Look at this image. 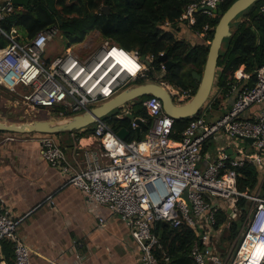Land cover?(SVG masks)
<instances>
[{
	"label": "built area",
	"instance_id": "built-area-1",
	"mask_svg": "<svg viewBox=\"0 0 264 264\" xmlns=\"http://www.w3.org/2000/svg\"><path fill=\"white\" fill-rule=\"evenodd\" d=\"M220 3L221 0L193 2L178 23L193 29L199 15L215 18ZM14 7L12 0H7L0 8V21ZM165 26L173 25L166 22ZM208 31L205 25L195 34L203 39ZM13 32L19 36L16 30ZM0 34H4L1 29ZM15 35L7 36L9 45L0 50V86L17 96L31 112L57 110L60 117H71L113 99L132 83L140 84V79L162 80L166 74L161 61L154 78H148L155 61L166 55L164 52L158 56L141 55L137 50L103 41L94 50L70 47L64 54L53 56L48 53L60 35L57 26L41 31L31 40L19 41ZM120 53L130 61L128 67L116 57ZM254 78L250 86L248 74L236 77L241 86L231 87L230 94L239 92L232 104L225 106L222 102L216 111L212 107L214 97L197 117L188 120L178 142L173 140L176 120L164 112L161 100L150 96L141 102V110L149 118L126 106L123 112L97 121L94 135L100 150L84 153L86 168L69 159L53 135L39 138L43 158L63 174L66 186L82 191L92 210L106 208L111 216L125 223L140 249L139 264H161L154 252L161 249L160 237L154 232L159 223L173 228L186 224L196 233L191 252L195 264H250L255 244L264 247V198L261 187L253 193L238 189V171L252 164L264 170V64ZM162 83L177 101L185 102L193 96L190 91ZM128 113L134 115L131 128L136 133L139 129L140 136L123 141L112 124L126 120ZM136 120L147 130H141ZM220 136L252 139L255 153L241 152L232 158L222 151L217 160L202 167L203 147ZM241 199L247 201L244 209L239 206ZM221 212L226 213L227 222L216 229ZM241 218L237 238L229 247H223L219 238L224 229ZM23 220L0 205V264H7L1 250L3 241L12 244L13 264H31V251L19 236ZM99 223L105 225V219L99 218ZM163 264L172 262L166 257ZM256 264H264V249Z\"/></svg>",
	"mask_w": 264,
	"mask_h": 264
},
{
	"label": "trees",
	"instance_id": "trees-1",
	"mask_svg": "<svg viewBox=\"0 0 264 264\" xmlns=\"http://www.w3.org/2000/svg\"><path fill=\"white\" fill-rule=\"evenodd\" d=\"M200 0H31L28 7H14V11L0 21V50L9 45L7 36H14L17 40H31L41 31L57 26L59 37L66 41V48L82 43L92 31L100 35V42L116 43L127 50H137L141 55L153 54L158 56L164 52L168 59L178 63L165 74L162 82L190 91L195 95L198 83L192 73L202 74L210 42L213 40L214 29L221 16L236 0H221L218 15L215 18L199 15L197 24L192 29L197 45H190L186 40L177 37L178 32L186 30L178 21L185 8ZM108 10L105 11L104 9ZM242 21L233 26V36L221 52L218 62V77L216 88L221 90L222 96L214 98L213 109L218 110L233 85L241 86L235 77L236 72L244 67V73L250 76L249 84L255 82V72L264 64V0L256 2L241 14ZM58 18L62 20L59 25ZM173 26L167 28L165 23ZM205 25L209 31L205 38H198L195 32H201ZM174 26L176 27L174 29ZM179 28H181L179 30ZM185 28V29H184ZM160 60L155 61L153 70L148 78H154L155 70L160 69ZM140 79L139 83H144ZM57 114V110L53 112ZM139 115L149 118L144 110ZM188 120L175 121L173 140L178 142L180 134L186 129ZM114 131L127 128L132 135L129 141L137 138L136 131L131 128V121L126 119L112 124ZM146 131V126H141ZM238 189L241 192L253 193L261 187L264 198V172L255 165H247L239 171ZM241 209L246 208L247 201L241 199ZM227 222V215L221 212L216 229L222 228ZM243 218L232 221L225 230L221 242L233 243L238 236ZM154 232L160 237L161 249L154 252L163 264L166 257L172 264H195L191 252L197 241L196 233L186 224L177 228L156 225ZM5 256L14 258L12 244L3 241L1 244Z\"/></svg>",
	"mask_w": 264,
	"mask_h": 264
},
{
	"label": "crops",
	"instance_id": "crops-1",
	"mask_svg": "<svg viewBox=\"0 0 264 264\" xmlns=\"http://www.w3.org/2000/svg\"><path fill=\"white\" fill-rule=\"evenodd\" d=\"M6 1L0 0V7ZM191 31L186 28L178 32L179 39L190 43L196 41ZM93 36L95 33L78 50L85 47L95 49L97 46L92 40ZM4 90L0 86V115L5 124L19 125L23 116L29 117L31 121L54 116L46 110L31 112L15 95L16 101L8 98ZM214 91V97L222 96L218 88ZM233 94L229 92L226 95L229 98H225L222 104L230 106ZM42 114L46 117L34 118ZM94 128L91 133L90 130H82L54 136L69 159H75L82 169L86 168L84 153L100 150ZM40 136L0 133V205L14 217H24L19 227V236L31 251V264H139L140 249L130 237L125 223L111 216L106 208L92 210L90 201L81 190L65 185L63 174L44 160ZM220 142L226 143V146L214 150L213 147ZM241 143L238 139L217 137L203 147L202 167L217 160L222 151L227 153L232 150L233 156L241 152L255 153L254 147L247 148L241 146ZM99 218L105 219V225H100ZM2 254L5 262L10 264L9 257L3 251ZM13 260L12 257L10 261Z\"/></svg>",
	"mask_w": 264,
	"mask_h": 264
},
{
	"label": "water",
	"instance_id": "water-1",
	"mask_svg": "<svg viewBox=\"0 0 264 264\" xmlns=\"http://www.w3.org/2000/svg\"><path fill=\"white\" fill-rule=\"evenodd\" d=\"M31 0H12L14 6L28 7ZM260 0H236L231 7L221 16L218 25L214 29L213 40L210 42L206 63L202 74L193 72L192 76L198 83V89L191 99L182 102L177 101L169 93L168 88L161 79H151L144 81L136 86H131L129 89L124 90L122 93L113 99L90 109L88 112L73 115L71 117H60L57 114L51 116L46 120L29 119L23 116L19 125L5 124L2 115H0V133H14V134H34V135H62L64 133L80 132L82 130H89L90 126L95 125L97 121L106 119L110 114H117L118 110L124 111L126 106L135 107L138 105L137 99H144L146 97H157L161 100L164 112L176 121L189 120L197 117L200 112L211 102L215 95V85L218 77V62L221 52L224 50L227 42L233 36V26L242 21L241 14L253 6ZM221 4V3H220ZM1 8V7H0ZM105 11L108 9L105 8ZM218 15V10H216ZM59 25H62V20L58 18ZM176 27L174 26V29ZM181 28H179L180 30ZM144 59V56H142ZM165 64V72L168 73L178 63L168 59L167 55L160 58ZM235 91L232 98L238 94ZM233 102V101H232ZM232 104V103H231ZM230 104V105H231ZM120 112V113H121ZM2 114V112H0ZM114 114V115H115ZM49 115H52L49 113ZM34 118H38L35 115ZM127 119L132 121L134 115L127 114ZM138 124L142 125L139 120ZM139 133V129L137 130ZM119 138L127 141L132 135L131 131L127 128H121L117 132ZM245 142L252 144V139H246ZM227 153L233 158V151L228 150ZM230 213V210L227 211ZM164 226L169 227L168 223H162Z\"/></svg>",
	"mask_w": 264,
	"mask_h": 264
},
{
	"label": "rangeland",
	"instance_id": "rangeland-1",
	"mask_svg": "<svg viewBox=\"0 0 264 264\" xmlns=\"http://www.w3.org/2000/svg\"><path fill=\"white\" fill-rule=\"evenodd\" d=\"M95 33V36H93V38H92V40L93 41H95V45L96 46H98L101 42H100V35H99V33L97 32V31H92V32H90L88 35H87V37L85 38V40L82 42V43H80V44H78V45H73L72 47H74L73 48V50H78L82 45H84V43L88 40V38L89 37H91L92 36V34H94ZM177 37L179 38L180 37V35L179 34H177ZM190 43V42H189ZM190 45H197V41H193V42H191L190 43ZM95 47V46H94ZM67 48H66V41H65V39L64 38H60L59 36L54 40V42L50 45V49H49V53H48V55H53V56H60V55H62L64 52H65V50H66ZM91 50H94V49H92L91 48ZM242 69H244L243 67H241L240 69H239V71L238 72H236V74H235V77H239L240 75H241V72H242ZM136 85H138V83H132L131 84V86H136ZM215 87H217L216 85H215ZM7 94V97L8 98H10V99H13V101H16V99L18 98L17 96V98H14V95H11V94H9L8 93V91H6V90H4ZM230 92V91H229ZM217 97V96H216ZM215 97V98H216ZM19 99V98H18ZM136 102L138 103V105H136L135 107H133V111L134 112H138V111H140L141 109H142V99L140 100V99H137L136 100ZM24 109L26 110V108L24 107ZM117 112H121L120 110H118ZM115 114V112L114 113H112V114H110L106 119H109V118H111L113 115ZM46 116H45V114H42V115H40V116H38V118H45ZM94 126L95 125H92V126H90V128H89V133H91V131H92V129L94 128ZM242 143H241V146H245V147H247V148H251V147H253L252 145H250L249 143H247V142H245V141H243V140H240ZM226 143H223V142H220L219 143V145H217V146H214L213 147V149L215 150L216 149V147H223V146H226L225 145ZM225 230H226V228L224 229V231H223V233H222V235H224V233H225ZM221 237L222 236H220V244L221 245H223V247H229V245H230V243H228V242H221Z\"/></svg>",
	"mask_w": 264,
	"mask_h": 264
},
{
	"label": "bare ground",
	"instance_id": "bare-ground-1",
	"mask_svg": "<svg viewBox=\"0 0 264 264\" xmlns=\"http://www.w3.org/2000/svg\"><path fill=\"white\" fill-rule=\"evenodd\" d=\"M116 57L118 58V60L120 62H122V63L124 62L126 67H128V65H130V61H126L127 59H125V57L122 53L117 54ZM263 249H264V247L262 245H260V244L256 245L255 244V247L253 248V251H252L253 260H252V263H250V264H256L257 263V261L262 256Z\"/></svg>",
	"mask_w": 264,
	"mask_h": 264
}]
</instances>
